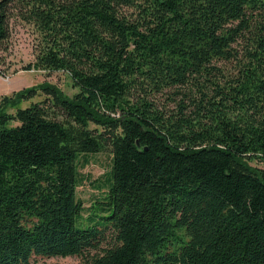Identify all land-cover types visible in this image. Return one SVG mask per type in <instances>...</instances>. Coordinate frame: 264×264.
I'll return each mask as SVG.
<instances>
[{"label":"trees","instance_id":"trees-1","mask_svg":"<svg viewBox=\"0 0 264 264\" xmlns=\"http://www.w3.org/2000/svg\"><path fill=\"white\" fill-rule=\"evenodd\" d=\"M14 16L77 91L0 97V264H264V0H0V50Z\"/></svg>","mask_w":264,"mask_h":264},{"label":"rangeland","instance_id":"rangeland-1","mask_svg":"<svg viewBox=\"0 0 264 264\" xmlns=\"http://www.w3.org/2000/svg\"><path fill=\"white\" fill-rule=\"evenodd\" d=\"M38 38L39 35L32 24L15 16L10 19L9 37L4 43V49L0 50V97L43 81L55 84L67 95L77 91L68 74L62 70L23 69L35 60ZM41 98L42 96H38L31 101ZM31 101L22 102L21 107L28 106ZM111 157L108 147L100 152L80 155L78 158L79 175L75 193L83 204V218L108 191ZM250 164L264 171V159L250 160ZM79 260L78 256L35 257L31 264H75Z\"/></svg>","mask_w":264,"mask_h":264}]
</instances>
